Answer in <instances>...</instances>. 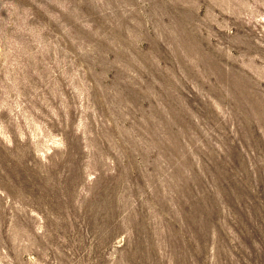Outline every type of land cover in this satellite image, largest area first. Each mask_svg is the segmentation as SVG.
Returning <instances> with one entry per match:
<instances>
[{"label":"rangeland","instance_id":"obj_1","mask_svg":"<svg viewBox=\"0 0 264 264\" xmlns=\"http://www.w3.org/2000/svg\"><path fill=\"white\" fill-rule=\"evenodd\" d=\"M0 264H264V0H0Z\"/></svg>","mask_w":264,"mask_h":264}]
</instances>
